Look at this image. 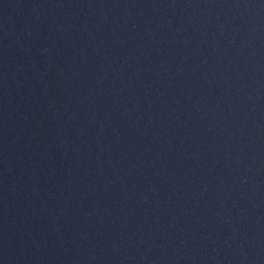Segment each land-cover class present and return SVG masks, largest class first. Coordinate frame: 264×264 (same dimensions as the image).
Instances as JSON below:
<instances>
[{
	"label": "water",
	"instance_id": "95a60500",
	"mask_svg": "<svg viewBox=\"0 0 264 264\" xmlns=\"http://www.w3.org/2000/svg\"><path fill=\"white\" fill-rule=\"evenodd\" d=\"M0 264H264V0H0Z\"/></svg>",
	"mask_w": 264,
	"mask_h": 264
}]
</instances>
